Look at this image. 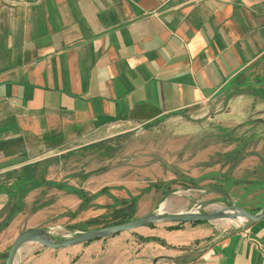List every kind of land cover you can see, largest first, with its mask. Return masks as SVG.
Here are the masks:
<instances>
[{"label":"crops","instance_id":"obj_1","mask_svg":"<svg viewBox=\"0 0 264 264\" xmlns=\"http://www.w3.org/2000/svg\"><path fill=\"white\" fill-rule=\"evenodd\" d=\"M263 56L264 0H0V180L12 185L37 161L227 98ZM205 176L226 185L225 173ZM244 181L233 204L258 212L264 189ZM63 191L24 194L0 229V264L26 229L64 238L83 231L64 212L97 216L92 201L78 211L82 199ZM17 200L0 192V224ZM172 225L62 249L28 242L15 264H264V218Z\"/></svg>","mask_w":264,"mask_h":264},{"label":"rangeland","instance_id":"obj_2","mask_svg":"<svg viewBox=\"0 0 264 264\" xmlns=\"http://www.w3.org/2000/svg\"><path fill=\"white\" fill-rule=\"evenodd\" d=\"M244 76H248L247 85L227 98L130 126L124 133L62 151L29 166L35 169L37 179L66 183L91 195L102 192L90 200L98 224L84 225L90 220L85 219V213L76 216L64 212L66 223L74 222L83 230L114 222V211L120 207L115 201L131 196L138 197L134 218L163 210L203 212L233 204L236 198L229 195L230 191L240 193V185L227 184L221 190L220 182L214 179L213 183L205 175L237 174L248 180L247 184L264 180V56ZM246 158L251 164L241 166ZM189 178L199 181L194 184ZM4 183L8 188L15 184ZM23 188L14 190L65 192L49 184ZM256 199L250 197L253 201L248 204H256Z\"/></svg>","mask_w":264,"mask_h":264},{"label":"water","instance_id":"obj_3","mask_svg":"<svg viewBox=\"0 0 264 264\" xmlns=\"http://www.w3.org/2000/svg\"><path fill=\"white\" fill-rule=\"evenodd\" d=\"M264 218V206L258 212H252L238 204L215 206L209 210L199 211H160L135 217L128 221L109 224L77 232L73 236L54 238L44 228H29L22 231L12 242L4 264H15L19 249L28 242H35L51 249H62L69 246L84 244L96 239H103L134 230L140 227L159 223L184 224L195 222H217L238 220L242 222L257 223Z\"/></svg>","mask_w":264,"mask_h":264},{"label":"trees","instance_id":"obj_4","mask_svg":"<svg viewBox=\"0 0 264 264\" xmlns=\"http://www.w3.org/2000/svg\"><path fill=\"white\" fill-rule=\"evenodd\" d=\"M34 171H35V169L33 168V166H27L26 168H24L21 171V175L14 182L15 184H13V186H11L9 188L4 183V181L0 180V192H9V195L11 196V198L14 197L15 195H17V197H18L17 203H16L15 207L13 208L14 210L12 211L10 218H8L5 221V223L0 224V229L3 226H6L9 223V221H11V219L14 217V215L20 210V207H21L20 200L24 196V194L27 192H15V190H17L19 188H23L24 186L29 187V185H30L31 187H34L36 185L49 184V185H52L56 188L64 189V190L68 191L69 193H74L83 201L81 204V207H80L81 209L83 208V206L86 205V203H89L91 199L95 198L98 194L102 193V192H98L97 194L91 195V194H88L87 192H84L83 190H81L75 186L67 185L66 183H61V182H56V181H48V180H44V179H37L35 174H34ZM189 180L194 184H197V182L199 181L198 179H191V178H189ZM244 182H245L244 180H239V179H236L232 176L226 177V185L227 184H230V185L240 184V183H244ZM249 183L252 185V187H255V188L262 187V189H264V180L253 181V182H249ZM156 185H157V189H158V184H155V186ZM15 188H17V189H15ZM169 191H170V189L163 191V193L167 194ZM137 200H138V197L131 196L129 199L115 201L116 205L120 206V207H117L114 211L115 217H117V218L114 219V222L108 223V225L114 224V223H120V222H124V221H128L130 219H133L135 216V213H136V207L135 206L137 204ZM99 222H100L99 218H92V219L88 220L87 222H85L84 225L91 226L94 224H98ZM195 223H203V222H195ZM180 225L181 224H173L170 227L176 228V227H179ZM103 226H105V225H103Z\"/></svg>","mask_w":264,"mask_h":264},{"label":"built area","instance_id":"obj_5","mask_svg":"<svg viewBox=\"0 0 264 264\" xmlns=\"http://www.w3.org/2000/svg\"><path fill=\"white\" fill-rule=\"evenodd\" d=\"M181 1H183L185 3H191V2H196V1H199V0H181Z\"/></svg>","mask_w":264,"mask_h":264}]
</instances>
